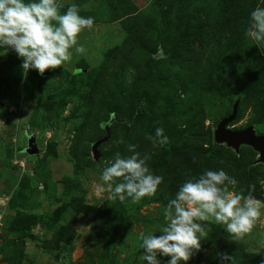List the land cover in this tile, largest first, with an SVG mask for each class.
Returning <instances> with one entry per match:
<instances>
[{
  "label": "rangeland",
  "instance_id": "374dc122",
  "mask_svg": "<svg viewBox=\"0 0 264 264\" xmlns=\"http://www.w3.org/2000/svg\"><path fill=\"white\" fill-rule=\"evenodd\" d=\"M59 2L61 13L75 3L81 16L95 18L77 37L85 53L73 49L72 62L42 77L25 74L14 51L0 50V264H143L141 235H161L168 200L206 170L236 179L228 193L251 190L264 201L258 153L204 139L236 101L229 128L264 135V48L245 35L264 0ZM140 99L157 123L135 111ZM106 123L110 137L94 160ZM156 128L166 145L149 139ZM30 140L35 156L27 153ZM129 145L164 178L136 203L113 200L101 180L117 153L132 155ZM199 223L207 225L202 247L187 264H264V214L241 238L214 221Z\"/></svg>",
  "mask_w": 264,
  "mask_h": 264
},
{
  "label": "clouds",
  "instance_id": "9594fccd",
  "mask_svg": "<svg viewBox=\"0 0 264 264\" xmlns=\"http://www.w3.org/2000/svg\"><path fill=\"white\" fill-rule=\"evenodd\" d=\"M62 7L59 0H0V50L14 51L25 74L36 70L42 75L47 69L63 67L72 62L73 49L76 54L85 53L86 48L78 44L77 37L83 30L93 28L95 18L81 16L75 3L63 13ZM245 35L264 48V7L250 13ZM149 139L154 146L169 142L163 128H156L155 136ZM135 148L136 145L128 146L132 152L128 157L121 158L117 153L102 171L101 180L113 200L124 202L130 197L136 203L155 195L164 181L163 176L151 171L147 163L150 156H141ZM115 178L122 181L113 187L111 182ZM236 183L223 169L206 170L198 178L184 182L175 197L168 200L167 223L160 228L161 235H141L143 264H187L202 247L207 225L199 222L222 224L236 238L250 233L264 214V201L251 190L247 195L228 193L227 185ZM162 257L169 259L162 261ZM230 259L222 256L223 261Z\"/></svg>",
  "mask_w": 264,
  "mask_h": 264
},
{
  "label": "water",
  "instance_id": "95a60500",
  "mask_svg": "<svg viewBox=\"0 0 264 264\" xmlns=\"http://www.w3.org/2000/svg\"><path fill=\"white\" fill-rule=\"evenodd\" d=\"M45 75L46 73L44 72L41 76ZM238 105L239 101H236L232 107L231 114L219 122L213 133V140L215 144L225 145L227 148L234 150L236 153L239 152V148L241 146L249 147L258 153L259 158L257 160V164H261L264 162V135H257L251 126L243 130H232L229 128L230 124H232L237 117ZM103 128L107 132L106 137L92 145V155L94 160H98L100 156L97 150L98 146L107 142L110 137L108 123L104 124ZM28 147L27 153L30 156H35L38 153L37 148L33 144V140L29 141Z\"/></svg>",
  "mask_w": 264,
  "mask_h": 264
},
{
  "label": "trees",
  "instance_id": "16d2710c",
  "mask_svg": "<svg viewBox=\"0 0 264 264\" xmlns=\"http://www.w3.org/2000/svg\"><path fill=\"white\" fill-rule=\"evenodd\" d=\"M134 108H135V111L140 116H142L143 118L149 120L152 124L157 123L158 119L151 113V111L149 110L147 105L144 103L143 99L134 101ZM111 120H112V118H111ZM102 128H103V126H102ZM103 130L105 131V133L107 135L106 130L104 128H103ZM183 137L188 139V140H192L193 142H197L199 140V137L197 138L195 135H187V136H183ZM204 139H205L206 145H211L212 142L215 144V142L213 140V137H211L210 135L205 136ZM172 145H173V143H172ZM218 146H222V145H218ZM203 156L206 157V158H212V159L216 158V155H214L213 153H208V154L203 153ZM34 182H35V180H34ZM33 186L35 187L36 184H33Z\"/></svg>",
  "mask_w": 264,
  "mask_h": 264
}]
</instances>
